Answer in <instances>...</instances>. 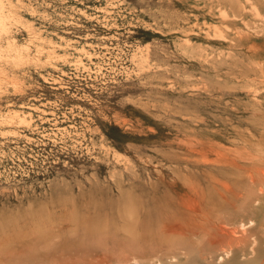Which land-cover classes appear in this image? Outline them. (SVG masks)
I'll return each mask as SVG.
<instances>
[{
    "label": "rangeland",
    "instance_id": "374dc122",
    "mask_svg": "<svg viewBox=\"0 0 264 264\" xmlns=\"http://www.w3.org/2000/svg\"><path fill=\"white\" fill-rule=\"evenodd\" d=\"M0 1V264H264V0Z\"/></svg>",
    "mask_w": 264,
    "mask_h": 264
},
{
    "label": "bare ground",
    "instance_id": "6f19581e",
    "mask_svg": "<svg viewBox=\"0 0 264 264\" xmlns=\"http://www.w3.org/2000/svg\"><path fill=\"white\" fill-rule=\"evenodd\" d=\"M249 1H250V0H249ZM0 2H1V1H0ZM2 7H3V6L0 4V35H1V32H3V31L6 32V31H5V27H4V25H5V24H4V17H3V13L1 12V9H3ZM251 8H252V7H251ZM254 10H255V9H254ZM221 12H222V11H221ZM221 12H220V14H221ZM257 12H258V11H257ZM254 15H255V14H254ZM257 15H258V13H257ZM226 16H227V15H226ZM223 17H224V16H223ZM261 17H262V16H261ZM18 22H19V21H18ZM214 27H215V26H214ZM217 27H218V26H217ZM226 28H227V27H226ZM215 29H216V28H215ZM228 29H229V28H228ZM217 30H218V29H217ZM237 31H239V30H237ZM218 32H219V31H218ZM214 33H215V32H214ZM220 33H221V32H220ZM222 34H223V33H221V35H222ZM237 34H238V33H237ZM221 35H220V36H221ZM220 36H218V37H220ZM221 37H223V35H222ZM223 38H225V37H223ZM30 43H31V42H30ZM9 45H10V47H11L12 44L9 42ZM10 47H9V48H10ZM26 47H27V46H26ZM256 47H257V46H256ZM254 48H255V47H254ZM257 48H258V47H257ZM259 48H260V47H259ZM12 49H13V48H12ZM27 49H28V48H27ZM14 50H15V49H14ZM17 52H18V50H17ZM17 52H16V53H13V54H14V55H17ZM11 53H12V52H11ZM18 53H19V52H18ZM19 54H21V52H20ZM14 55H13V56H14ZM9 56H10V54H9ZM13 56H12V59L14 58ZM16 57H17V56H16ZM18 57H21V55H19ZM0 59H1V57H0ZM18 60H19V59H18ZM144 62H145V61H144ZM192 88H193V86H192ZM21 119H22V118H21ZM21 119H20V120H21ZM259 169H260V168H259ZM261 170H262V169H261ZM251 177H252V176H251ZM251 177H250V178H251ZM263 180H264L263 177H260V178H259V181L263 182ZM250 209H251V208H250ZM250 209H249V207H248V210H250ZM250 211H252V209H251ZM252 213H253V212H252ZM254 214H255V213H254ZM252 215H253V214H252ZM254 216H256V215H254ZM252 218H253V216H252ZM250 222H251V221H250ZM252 223H253V222H252ZM243 226H244V225H243ZM243 228H244V227H243ZM243 228H242V229H243ZM230 230H231V229H230ZM233 230H234V229H233ZM244 230H245V228H244ZM221 231H222V230H221ZM255 244H256V243H255ZM133 261H134V260H133ZM158 263H159V262H158Z\"/></svg>",
    "mask_w": 264,
    "mask_h": 264
}]
</instances>
